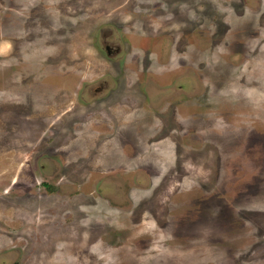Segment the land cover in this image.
Returning a JSON list of instances; mask_svg holds the SVG:
<instances>
[{"label":"rangeland","instance_id":"1","mask_svg":"<svg viewBox=\"0 0 264 264\" xmlns=\"http://www.w3.org/2000/svg\"><path fill=\"white\" fill-rule=\"evenodd\" d=\"M0 264H264V0H0Z\"/></svg>","mask_w":264,"mask_h":264},{"label":"flooded vegetation","instance_id":"2","mask_svg":"<svg viewBox=\"0 0 264 264\" xmlns=\"http://www.w3.org/2000/svg\"><path fill=\"white\" fill-rule=\"evenodd\" d=\"M108 53V52H107Z\"/></svg>","mask_w":264,"mask_h":264}]
</instances>
